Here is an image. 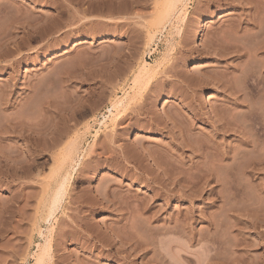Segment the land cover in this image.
Wrapping results in <instances>:
<instances>
[{
	"label": "rangeland",
	"instance_id": "374dc122",
	"mask_svg": "<svg viewBox=\"0 0 264 264\" xmlns=\"http://www.w3.org/2000/svg\"><path fill=\"white\" fill-rule=\"evenodd\" d=\"M171 12H174L172 17ZM184 16L189 20L187 24L181 21ZM200 18L206 19L205 33L196 45L192 38ZM228 37L240 41L234 42ZM184 38L187 40L184 41ZM262 39L264 0H0V264H37V260H42L44 264H120L117 261L121 257L114 253L126 251L133 238L136 239H133L135 243L140 240L144 245L141 247L142 244L136 243L139 245V250H135L138 253L130 251V260H134V264H144L145 259L151 255L154 257L156 252L164 256L163 261L166 259L171 264H186L183 256L193 258L191 264H203L205 247L210 244L202 240L201 236L207 226L199 219L202 215L199 211H207L206 215L210 213L211 219L215 217L214 220L223 221L227 225L232 224L230 222H233L234 217L241 213V217L243 213L245 217L247 213V219L243 217V221L253 219L263 227L264 175L253 177L249 170L264 158L261 159L263 155L260 156V151L246 145L244 148L241 132L235 130L236 127L233 129L234 125L238 126L244 121L243 117L247 113L245 109L250 103V98L246 100L245 97L244 100L240 97H244V90L240 91L241 87L244 88L240 84L243 75L239 69L244 72L245 68L249 70L259 66L256 68L264 77ZM224 40L225 44H222ZM255 40H258L257 43ZM215 41L221 43H217V46H222L226 52L220 51L222 47L217 48V51ZM232 45L236 48L240 45L243 50L233 49ZM254 47L257 48V54L254 53ZM228 48L233 50L228 52ZM235 49L240 55L235 53ZM209 50L212 56L209 52L207 54ZM247 53L252 56L249 57ZM246 57L247 62L252 63L249 64L250 68L246 65ZM249 59H259V62L256 60L258 65ZM237 64L242 65L237 68L238 72L235 71ZM225 73L227 77L222 75ZM227 86L236 87L237 90H234L240 99L237 95L230 96L234 90H228ZM255 97L252 98L254 102H262ZM237 98L238 105L240 101L241 105L249 102L235 112L232 111L235 108L231 109L234 105L230 103ZM257 103L253 104L256 106ZM195 109L197 112L193 115ZM199 112L205 113V116ZM214 115L223 124L217 126L222 125L223 130L226 129L224 133L217 130L213 133L215 128L209 123L215 120ZM222 120L229 122L226 125ZM181 121L184 122L182 127L189 133L184 128V131L178 128ZM46 123L52 137H59L61 132V136L65 137L56 149L48 148L47 141L51 136H47L48 132L42 128ZM119 133L121 136H118ZM183 133L185 139L177 136ZM112 135L117 136L115 138ZM70 141L75 142L77 153L72 163L74 170L71 172L69 168L71 176L67 182L63 208L49 222H45L47 211L44 209L49 201L46 192L59 172L56 150L62 149V145ZM235 152L243 158L245 156V160L241 158L238 162L240 156ZM234 155L239 157L235 160ZM124 156H128L127 160ZM216 156L220 157L219 162L215 161ZM243 167H247V171L242 170ZM199 170L210 172H206L209 176L203 173L204 183L199 177ZM163 172H166L165 175ZM92 175L95 179H91ZM194 181H199V184L194 185L197 189L201 183L199 190L193 188ZM188 184L191 185L188 189H192L187 192ZM234 186L238 189L234 190ZM184 188L187 189L185 192ZM99 190L101 195L97 193ZM158 190L165 193L166 199ZM85 191L91 192L90 195ZM106 192L110 197L102 195H107ZM154 192L157 197L152 196L156 194ZM179 192L184 194L180 193L183 199L190 201L180 198ZM89 198L95 199L94 202ZM74 199L80 204L74 202ZM96 199L110 204L103 202L104 207L94 205L100 203ZM148 199H152V203ZM142 202L149 203V207L145 205L147 209L144 206L141 208L146 212L139 210ZM86 204L89 206L87 208L93 205L91 208L94 212L84 216L85 226L82 223L81 230L94 232L95 229L94 233L97 232L99 237L92 240L90 246L86 245L83 251L78 242L86 235V231L79 233L75 224L71 226L67 222L70 221L69 215L83 216L78 212L80 207L87 210L84 207ZM226 207L231 208L229 210H232V214H228ZM157 209H161L157 211L161 216L156 212L159 219L151 220L149 213ZM252 210L257 215H251ZM189 211L194 219H191L194 222L191 228L188 226L191 214H186ZM221 213L228 215L224 217ZM179 214L188 216L189 220L182 215V222L189 223L187 228L186 224L177 220ZM181 224L187 229L184 228L185 232L181 230L183 233L180 231ZM136 226H141L142 230ZM110 227L115 232H111ZM246 228L247 231L251 230ZM189 229V232L195 233L194 236L191 237L193 234L190 233V237H187ZM246 230H242L246 233L244 236L254 239L255 232ZM113 235L121 238L120 247L119 240ZM60 236L61 242L57 239ZM126 240L129 242L123 243ZM93 244L98 247L95 252ZM42 246L46 249L43 250L45 255L41 253ZM146 246H149L150 253ZM105 248L109 256L98 252ZM141 250L145 251V255L148 254V258L144 259L145 255L142 257L144 253ZM223 253L230 256L225 251ZM249 253L254 264V258L261 255L262 250H251ZM224 254L220 258L224 259ZM38 255L44 257L38 259ZM161 255L156 254L158 258L154 257L157 258L155 260L158 261ZM223 259L229 264V258Z\"/></svg>",
	"mask_w": 264,
	"mask_h": 264
},
{
	"label": "bare ground",
	"instance_id": "6f19581e",
	"mask_svg": "<svg viewBox=\"0 0 264 264\" xmlns=\"http://www.w3.org/2000/svg\"><path fill=\"white\" fill-rule=\"evenodd\" d=\"M172 1V0H171ZM178 0H176V2H177ZM170 2V1H169ZM174 2V1H173ZM167 2H165V4H166ZM175 3V2H174ZM168 6V5H167ZM170 11V10H169ZM169 11L167 12V14L169 13ZM177 12V11H176ZM172 13V12H171ZM167 14H166V16H167ZM176 14V13H175ZM170 15V14H169ZM169 15H168V17H169ZM172 15H174V12L170 15L171 17H172ZM165 16V17H166ZM171 17H169V18H171ZM163 21V20H162ZM166 21V20H165ZM167 21H168V19H167ZM167 21H166V23H167ZM181 21H183L185 24H187L188 22L187 21H189L188 20V18L186 17V16H184V20H181ZM169 22V21H168ZM170 22H171V20H170ZM180 22V21H179ZM164 25V24H163ZM162 26V25H161ZM187 26V25H186ZM185 26V27H186ZM188 26H189V24H188ZM205 26H206V19H204V18H200L199 19V21H198V23H197V29H196V32L194 33V35H193V38H192V40H193V42L194 43H196V45H197V43L204 37V33H205ZM187 28V27H186ZM189 28V27H188ZM182 30V29H181ZM185 30H187V29H185ZM189 30V29H188ZM179 33V32H178ZM186 33H187V31H186ZM260 33V32H259ZM180 34V33H179ZM183 34H184V31H183ZM262 34V33H261ZM261 34H259V35H261ZM178 36V35H177ZM222 36V35H221ZM256 35H254V37H255ZM182 37V36H181ZM186 38V37H185ZM185 38H184V41H186L185 40ZM224 38V37H223ZM227 38V37H226ZM229 38V40H231L232 41V39L234 40V42L235 41H237L238 39H234V38H230V37H228ZM241 38V37H240ZM246 38V37H245ZM219 39V38H218ZM255 39V38H254ZM256 39H258V38H256ZM181 40V39H180ZM221 40V39H220ZM229 40H227L226 42H228ZM246 40V39H245ZM263 40L264 39H262V42H263ZM238 41H240V40H238ZM256 41V40H255ZM258 41V40H257ZM257 41H256V43H257ZM216 42V41H215ZM220 42V41H219ZM222 42V44H225V43H223V42H225V40L224 41H221ZM234 42H233V44H234ZM243 42H247V41H242V43ZM260 42V41H259ZM217 43L218 42H216L215 43V49H217V48H221V47H218L217 46ZM231 43V42H230ZM241 43V42H240ZM240 43H238V44H240ZM255 43V42H254ZM184 44V43H183ZM219 44V43H218ZM221 44V43H220ZM219 44V45H220ZM221 44V45H222ZM229 44V43H228ZM227 44V45H228ZM232 44V43H231ZM230 44V45H231ZM246 44V43H245ZM195 45V44H194ZM229 45V47H231ZM236 45H237V43H236ZM247 45H248V43H247ZM251 45H252V43H251ZM260 45V44H259ZM184 46H185V44H184ZM217 46V47H216ZM233 46V45H232ZM242 46H243V44H242ZM242 46H240L239 45V48H238V46H237V48L235 47V45L233 46V49H234V47L238 50V51H240L241 49H242ZM250 46V45H249ZM253 46V45H252ZM255 46V45H254ZM264 46V45H263ZM213 47V46H212ZM228 47V46H227ZM246 47V46H245ZM245 47H243L245 50H247ZM258 47V46H257ZM226 48V47H225ZM232 48V47H231ZM255 48V47H254ZM261 48V45H260V47H258V49H260ZM214 49V48H213ZM213 49H211V50H213ZM214 49V52L213 53H215V56H216V50ZM223 49V50H222ZM222 49H220V51H222V53H223V51H225L224 50V48L222 47ZM233 49H231V50H233ZM236 49H235V51H236ZM253 49V48H252ZM256 49V50H255ZM254 50V53H256V52H258L257 51V48H255ZM229 48L227 49V51L229 52V51H231ZM243 50V49H242ZM217 51H219L218 49H217ZM238 51H236L235 53L236 54H238V55H240V53L238 52ZM262 52H264L263 50H261ZM261 51H259L260 53H261ZM187 52V51H186ZM211 54V52H210V50L209 51H207V54L209 55V53ZM226 52V51H225ZM224 52V53H225ZM227 52V53H228ZM233 52V51H232ZM238 52V53H237ZM246 52V51H245ZM247 52H249V50H247ZM251 52V51H250ZM185 53V52H184ZM218 53H220V52H218ZM222 53H220V55L222 54ZM254 53L252 52L251 54H253V56H254ZM190 54V53H189ZM192 54V53H191ZM190 54V55H191ZM204 54H206V52L204 53ZM206 54V55H207ZM233 54H234V52H233ZM248 54V53H247ZM246 54V55H247ZM249 55V57H251L252 55ZM257 54V53H256ZM263 54V53H262ZM214 55V54H213ZM225 55V54H224ZM237 55V56H238ZM184 56H186V55H184ZM211 56H212V54H211ZM210 56V57H211ZM256 56V55H255ZM254 56V57H255ZM182 57V56H181ZM187 57V56H186ZM214 57V56H213ZM217 58V57H216ZM239 58V57H238ZM240 58H243V57H240ZM239 58V59H240ZM247 58V57H246ZM253 58V57H252ZM256 58V57H255ZM262 58V57H261ZM260 58V59H261ZM251 59H249V61H250ZM257 60V59H256ZM256 60H251V61H254V63H255V65L259 62L258 60V62L256 61ZM263 60H264V57H263ZM248 61V58L246 59V62ZM236 62V61H235ZM240 62V61H239ZM261 62V61H260ZM262 63V62H261ZM252 64L251 62H247L246 63V65H247V67L248 68H250L251 66L250 65ZM249 65V66H248ZM255 65H253L252 67H254ZM258 65V64H257ZM264 65V64H263ZM237 67L235 68V69H233V70H235V71H237V68L239 69V66H238V64L236 65ZM242 66V65H241ZM240 66V67H241ZM244 66V65H243ZM260 66H262V65H260ZM256 67H259V66H255L254 68L255 69H249V70H245L246 68L245 67H243V71L244 72H242L241 71V69H239V71H240V74L241 75H243L242 77H243V80H242V82H241V79H242V77L240 78V84L243 86V88L244 89H242V87H241V89H240V91L241 90H244V97H243V95L241 96L240 95V97H242V99H246V100H249V98H250V103H249V105H247V107H246V109H245V111L247 112L246 114H245V112H244V114H245V118L243 117V119H244V121L242 120V123L240 124V125H238V126H236V125H234L233 126V129H235L234 127H236V129L235 130H238V131H240L241 133H240V135L243 137L241 140L243 141L242 142V144L244 145H242L244 148H245V145L248 147V146H250V147H252V149H254V150H257V151H260L261 152V154H260V156L261 155H263V157L261 158V159H263L264 158V77L262 76V73L256 68ZM264 67V66H263ZM212 68H214V67H212ZM220 69V68H219ZM213 70V69H212ZM227 70V69H226ZM225 70V71H226ZM232 70V71H233ZM238 72V71H237ZM213 73V72H212ZM211 73V74H212ZM215 74V73H214ZM222 75H227L226 73L225 74H222ZM240 75V76H241ZM220 76V75H219ZM222 77V76H221ZM227 77V76H226ZM223 79H225V78H223ZM219 81H221L220 80V78H219ZM217 82H218V79H217ZM229 82V81H228ZM227 82V83H228ZM219 83V82H218ZM222 84L224 83V81L223 82H221ZM215 84V83H214ZM213 83H212V85H214ZM222 84H220V85H222ZM219 85V84H218ZM227 85V84H226ZM231 85V84H230ZM236 85V87H237V84H235ZM240 85V86H241ZM190 86V85H189ZM232 86V85H231ZM216 87V86H215ZM228 87V86H227ZM235 87V88H236ZM190 88V87H189ZM225 88V87H224ZM235 88H229L228 87V90L229 89H235ZM239 88V87H238ZM227 89V88H226ZM225 89V90H226ZM224 90V91H225ZM232 90V91H233ZM235 90H237V89H235ZM235 90H234V92H231V94H229L230 96L232 95L233 97L234 96H238V94L237 93H235ZM191 92H193V91H191ZM229 92V91H228ZM242 92V91H241ZM230 93V92H229ZM226 94H227V92H226ZM228 96V95H227ZM255 96H257L258 98H259V100L260 101H262V102H258L257 103V101L256 102H254L253 101V97L254 98H256ZM239 97V96H238ZM240 97H239V99H240ZM246 97V98H245ZM232 98V97H231ZM252 99V100H251ZM257 100V99H256ZM258 100V101H259ZM222 101H224L223 99H222ZM240 101V100H239ZM231 102L232 103H230V104H233L234 105V107H232L231 109H234V110H232V111H237L236 109L237 108H239V107H241V106H244V105H246L249 101H247V102H245L244 103V105L242 104L241 105V101L239 102V104L240 105H238L237 103H238V98L236 99V100H234V102L231 100ZM223 103V102H222ZM225 103V102H224ZM253 103H257V105L256 106H258L257 108H256V106L253 104ZM231 106V105H230ZM225 107V106H224ZM226 108V107H225ZM222 109V108H221ZM231 109H230V111H231ZM241 109V108H240ZM193 110V109H192ZM197 112V110L195 109L194 111H193V115H194V112ZM199 111V110H198ZM201 111V110H200ZM218 111V110H217ZM220 111H225V110H220ZM228 111H229V109H228ZM231 111V112H232ZM226 112V111H225ZM230 112V113H231ZM200 113V112H199ZM202 113V112H201ZM200 113V114H201ZM229 113V112H228ZM203 114V116H205L204 114L205 113H202ZM216 114V113H215ZM241 114V113H240ZM196 115H199V114H196ZM221 115V116H220ZM219 116H220V118H222V112H221V114H220ZM242 115V114H241ZM217 116V115H216ZM215 115H214V118L216 117ZM224 116V115H223ZM226 117H227V115H225ZM196 117H198V116H196ZM207 117V116H206ZM213 117V116H212ZM218 117V116H217ZM226 117H223L224 119L226 118ZM200 118H201V116H200ZM200 118H198V120H200ZM193 119V118H192ZM202 119H204V117L202 118ZM201 119V120H202ZM206 119V118H205ZM211 119V118H210ZM209 119V120H210ZM228 119V118H227ZM125 120V119H124ZM196 120H197V118H196ZM195 120V121H196ZM207 120V119H206ZM212 120V119H211ZM229 120V119H228ZM226 121V120H222V122L223 123H225L226 124V122L228 123L229 121ZM126 121V120H125ZM172 121H174V120H172ZM194 121V122H195ZM219 121V118H215V120H212V122L211 123H209V125H211V127L214 129L215 128V130H213V133H214V131H215V133H216V130L219 132V133H224V131L226 130H223V124L222 123H220V122H218ZM239 121H241V120H239ZM179 122V121H178ZM182 122L183 121H181V127H179V124H178V128H180L181 130H183L184 131V127H182L183 126V124H182ZM193 121H192V123H194ZM201 122V121H200ZM203 122H204V120H203ZM206 122V121H205ZM209 121H207V123H208ZM218 122V123H217ZM230 122H232V121H230ZM175 123H177V121L175 122ZM184 123V122H183ZM191 123V125H193ZM222 124V125H219V126H217V124ZM234 123H235V121H234ZM43 124V123H42ZM231 124H233V123H231ZM44 125V124H43ZM46 126H41L42 128H44L43 130L46 132H48L49 130H48V125H47V123L45 124ZM172 125H173V123H172ZM195 125V124H194ZM227 125V124H226ZM49 126H51V125H49ZM177 126V125H176ZM176 126H173V127H175L176 128ZM225 126V125H224ZM228 126H229V124H228ZM228 126H226L227 127V129H229L228 128ZM52 127V126H51ZM172 127V126H171ZM186 127H187V125H186ZM194 127V126H193ZM223 127V128H222ZM182 128H184V129H182ZM232 127H230V129H231ZM240 128H243L242 130L240 129ZM122 129H124V128H122ZM180 129H176V130H180ZM186 130V129H185ZM191 130H193V129H191ZM235 130H233V131H235ZM245 130V131H244ZM170 131V130H169ZM187 132H188V130H186ZM185 131V132H186ZM231 131V130H230ZM44 132V133H45ZM46 132V133H47ZM50 132V131H49ZM48 132V135L47 136H51V137H48V138H51L50 140H49V142L47 141V145H48V143H49V147L48 148H55L56 149V147H59L60 146V142L61 141H63V139L62 138H65L63 135L61 136V133H60V136L59 137H52L53 136V134H51V133H49ZM115 132V131H114ZM123 132V131H122ZM191 132V131H190ZM193 132V131H192ZM39 133V132H38ZM64 133V132H63ZM116 133V132H115ZM114 133V134H115ZM121 133V132H120ZM118 134V136L120 135L121 136V134ZM124 133V132H123ZM170 133V132H169ZM174 133V132H173ZM189 133V132H188ZM200 134H201V132H199ZM214 133V134H215ZM234 133H236V132H234ZM238 133V132H237ZM37 134V133H36ZM179 134V133H178ZM177 134V136H179V137H182L183 135H184V133L183 134H181V135H178ZM193 134V133H192ZM191 134V135H192ZM213 134V135H214ZM226 134V133H225ZM59 135V134H58ZM171 135V134H170ZM173 135V134H172ZM171 135V136H172ZM190 135V136H191ZM216 135H219L218 133L216 134ZM223 135V134H222ZM39 136V135H38ZM112 136H115V138H116V136L117 135H112ZM174 137V136H173ZM184 137V136H183ZM186 137V136H185ZM185 137H184V139H185ZM189 137V136H188ZM176 138H178V137H176ZM176 140V139H175ZM190 140V139H189ZM117 141V140H116ZM180 141V140H179ZM178 141V142H179ZM187 141V140H186ZM176 142V141H175ZM183 143V142H182ZM185 143V142H184ZM180 144V143H179ZM187 144V143H186ZM182 146V145H181ZM62 149H58V150H56L57 151V157H58V161H59V172H58V176H57V178L55 179V181L50 185V187H48V191L46 192L47 193V195H48V199H49V204H48V202H47V207H46V209H44V210H46L47 211V214L45 215L46 217L44 218V221L45 222H49L52 218H53V216L55 215V213H57V211L59 210V209H62L63 208V206H62V203H63V201H64V197H65V195L67 194V188H66V186H67V182L69 181V177L71 176V174H70V172H69V168H70V171L72 172L73 170H74V167L72 166L73 164L72 163H74V159L76 158L75 156V153H77V151H76V146H75V142H72V141H70V143H65L64 145H62ZM211 147V146H210ZM210 147H208V148H210ZM206 148V147H205ZM204 148V149H205ZM78 149V148H77ZM122 149H124V148H122ZM121 149V150H122ZM50 150H52V149H50ZM125 151V149L123 150V152ZM245 151V150H244ZM123 152L122 151H120V153H122V155H123ZM143 152V151H142ZM145 152H146V150H145ZM236 152H237V150H236ZM234 153V154H239V156H240V159L236 156V155H234L236 158H235V160L237 159V161L239 162V161H241V158H243L241 155H240V153H242V151H240V153ZM124 153H126V151L124 152ZM147 153H148V151H147ZM227 153V152H226ZM243 153H245V152H243ZM259 153V152H258ZM143 154V153H142ZM149 154V153H148ZM222 154V153H221ZM125 155V154H124ZM128 155H130V154H128ZM145 155V154H144ZM222 155H224V154H222ZM222 155H219L220 157L222 156ZM149 156H151L150 154H149ZM218 156V157H219ZM126 156H124V159L125 160H127V157L125 158ZM217 157V156H216ZM217 157V158H218ZM220 157L217 159H215V161L216 162H219L220 161ZM123 158V157H122ZM224 157H222V159H223ZM227 158V156L225 155V158L224 159H226ZM234 157H232V159H233ZM244 158H245V156H244ZM243 158V159H244ZM123 159V160H124ZM132 159V158H131ZM134 159V158H133ZM132 159V160H133ZM151 159H154V158H152L151 157ZM223 159V160H224ZM122 160V161H123ZM245 160V159H244ZM237 161H236V163H237ZM262 161V160H261ZM124 162V161H123ZM127 162V161H126ZM155 162V161H154ZM235 162V161H234ZM260 162V161H259ZM235 163V164H236ZM96 164V163H95ZM214 164V163H213ZM213 164H211L212 166H213ZM238 164V163H237ZM244 164H246L245 163V161H244ZM233 165V164H232ZM232 165H230V166H232ZM243 165V164H242ZM255 166L253 167V165H252V168H251V170H249L250 169V167L251 166H249V168H248V170L250 171V174L253 176H260V175H264V160L262 161V162H260L257 166H256V164H254ZM75 166V165H74ZM243 166H245V165H243ZM246 166H248L247 164H246ZM208 167V166H207ZM227 167H229V166H227ZM245 168V169H244ZM246 168L247 167H243L242 168V170H245V171H247L246 170ZM72 169V170H71ZM208 169V168H207ZM210 169H212V168H210ZM230 169V168H229ZM204 170V169H203ZM209 170V169H208ZM200 171V170H199ZM209 171H211V170H209ZM209 171H205V173L206 172H208V173H210ZM214 172V171H213ZM165 173L166 172H163V174L165 175ZM201 173V175L199 176L200 177V179L202 178V175H203V171H200L199 172V174ZM204 173V174H205ZM208 173H206L207 174V176H209L208 175ZM228 174V173H227ZM230 174V173H229ZM132 175V174H131ZM214 175V174H213ZM247 175H248V173H247ZM207 176H206V178H207ZM229 176V175H228ZM232 176V175H231ZM253 176V177H254ZM163 177V176H162ZM204 177V176H203ZM214 177V176H213ZM157 178V177H156ZM156 178H154V179H156ZM212 178V177H211ZM91 179H95V176H93L92 175V178ZM153 179V178H152ZM159 179H160V177H159ZM163 179V178H162ZM178 179V178H177ZM203 179L204 178H202V180H201V182H203ZM54 180V179H53ZM161 180V179H160ZM181 180V179H180ZM199 180V179H198ZM81 181V180H80ZM91 181V180H90ZM163 180H161V182H162ZM179 181V180H178ZM200 181V180H199ZM198 181V182H199ZM210 181V180H209ZM213 181V180H212ZM214 181H216L215 179H214ZM217 181H219V180H217ZM229 181L231 182L232 180L231 179H229ZM82 182H83V180H82ZM81 182V183H82ZM153 182H155V181H153ZM156 182H157V180H156ZM155 182V183H156ZM160 182V183H161ZM176 182V181H175ZM195 182V184H192L193 185V188H196V187H194V185H197V184H199L198 182H196V181H194ZM206 182H207V180H206ZM224 182V181H223ZM230 182H228V183H230ZM178 183V182H177ZM179 183H181V182H179ZM188 183V182H187ZM186 183V184H187ZM189 183H190V181H189ZM197 183V184H196ZM204 183V182H203ZM209 183H211V181L209 182ZM220 183V186H221V182H219ZM154 184V183H153ZM162 184V183H161ZM164 184V183H163ZM174 184V183H173ZM215 184H217V183H215ZM223 184V183H222ZM225 184H227V183H225ZM181 185V184H180ZM189 185L190 184H188V186H187V189L188 188H190L189 187ZM208 185V184H207ZM219 185V184H218ZM228 185V184H227ZM232 185V184H231ZM241 185V184H240ZM161 186V185H160ZM165 186V185H164ZM178 186H179V184H178ZM185 186V187H186ZM191 186V185H190ZM200 186H201V183H200ZM199 186V187H200ZM233 186V185H232ZM109 187V186H108ZM158 187V186H157ZM181 187V186H180ZM184 186H183V184H182V188H183ZM199 187H198V189L196 188V190H199ZM202 187V186H201ZM222 187V186H221ZM225 187H227V186H225ZM230 187V186H229ZM236 189H234V190H237L238 188V185H237V187L236 186H234ZM240 187V186H239ZM155 188V187H154ZM166 188H167V186H166ZM223 188H224V186H223ZM232 188V187H231ZM161 189V188H160ZM165 189V188H164ZM186 188H184V190L183 189H181V190H183L184 192H185V190H187ZM191 189H192V187H191ZM191 189H188L187 190V192L189 191V190H191ZM226 189V188H225ZM227 189H228V187H227ZM83 190H85V189H83ZM106 190V189H105ZM157 190V189H156ZM162 190V189H161ZM173 190V189H172ZM175 190V189H174ZM194 191H195V189H193ZM201 190L202 189H200V192H201ZM211 191H212V189H210ZM214 190V189H213ZM224 190V189H223ZM90 191V190H89ZM93 191V190H92ZM104 191V190H103ZM166 192H167V190H165ZM178 191V190H177ZM182 191V192H183ZM210 191V193H212ZM228 191H230V189H228ZM231 191L233 192V190L231 189ZM97 191H95V193H96ZM158 192H159V190H158ZM162 193H163V197H164V192L163 191H161ZM161 192H159V193H161ZM173 192V191H172ZM175 192V191H174ZM182 192H179V194L180 193H182ZM186 192V193H187ZM192 191H190V193H191ZM197 192V191H196ZM199 192V191H198ZM225 192V191H224ZM232 192H230L231 194V196H232ZM45 193V192H44ZM85 193H88V192H86L85 191ZM90 193L91 192H89L88 194L90 195ZM98 193V195H101L100 193V190H99V192H97ZM97 193H96V195H97ZM104 194H105V191L103 192ZM102 193V195L104 196V197H108L109 195H108V193L106 192V194L107 195H104ZM114 193V192H113ZM113 193H111L112 194V196L111 197H113ZM156 192H154V194H155ZM171 193V192H170ZM178 193V192H177ZM223 193V192H222ZM226 193V192H225ZM84 194V193H83ZM87 194V195H88ZM110 194V193H109ZM167 195H168V193H166ZM183 194V193H182ZM193 194V193H192ZM196 193L194 192V196L196 197V195H195ZM229 194V193H228ZM69 195V194H68ZM94 195V194H93ZM115 195V194H114ZM173 195H174V193H173ZM175 195H177L176 193H175ZM102 196V197H103ZM117 196V195H116ZM152 196H155V197H157V193L155 194V195H152ZM166 196V195H165ZM183 196H184V194H183ZM221 196H224V194L222 195L221 194ZM71 197V196H70ZM90 197V196H89ZM92 197V196H91ZM98 197H100V196H98ZM110 197V196H109ZM158 197H159V194H158ZM180 198H182L183 199V197H181V194H180V196H179ZM189 197H191V196H188V198ZM194 197V198H195ZM94 198V197H93ZM153 198V197H152ZM165 198V197H164ZM171 198V197H170ZM221 198V197H220ZM47 199V200H48ZM91 198H89V200H90ZM102 199H105V198H102ZM106 199H108V198H106ZM113 200L115 199V197H113L112 198ZM117 199V198H116ZM157 199V198H156ZM161 199V198H160ZM166 199V198H165ZM191 200H192V197L190 198ZM216 199H217V197H216ZM225 199H227V198H225ZM230 199V198H229ZM228 199V204H229V200ZM65 200H66V198H65ZM91 200H93V199H91ZM95 200V199H94ZM94 200L92 201V203L94 202ZM97 200V199H96ZM112 200V201H113ZM117 200H119V198L117 199ZM121 200V199H120ZM183 200H188V201H190L189 199H183ZM193 200H195V199H193ZM221 200V199H220ZM224 200V199H223ZM75 201H77L78 203H79V201L77 200V199H74V202ZM98 201V200H97ZM100 201V203H94V205H97L98 206V204H100V205H102L103 206V202L104 203H106V204H110L107 200V202H105V201H103L102 202V200L100 199L99 200ZM98 201V202H99ZM123 201V200H122ZM144 201H146V200H144ZM148 202L149 201H151V202H149V203H152V199H148L147 200ZM96 202V201H95ZM113 202H116V200L115 201H113ZM148 202H146L145 204L142 202V205H140L141 207H140V209L139 210H141L142 211V206H144L146 209H147V207H149L148 206ZM141 203V202H140ZM214 203V202H213ZM45 204V203H44ZM68 204V203H67ZM74 204H76V203H74ZM80 204V203H79ZM82 204V203H81ZM84 204V203H83ZM89 205H90V203H88ZM88 204H86L84 207L87 209V210H84L82 207H77V208H79V212L78 213H80L81 215L83 214V216H81V217H77L76 215H74L73 214V216L71 215H69V220L70 221H68L67 222V224L69 223L70 225L71 224H75V226L74 227H76L77 226V228H79V231L76 229V228H74V229H76L79 233H82L83 231H86V230H81V227H82V223H83V225L85 226V221L86 220H84L83 218H84V216H86V215H88L90 212L92 213V211L94 210V209H92L91 208V206H93V205H91L90 206V208H87L86 206H88ZM114 204V203H113ZM215 204V203H214ZM224 204V203H223ZM39 205V204H38ZM65 205V204H64ZM99 205V206H100ZM147 207H146V206ZM231 205V204H230ZM68 205H66V207H67ZM154 206V205H153ZM214 206V205H213ZM226 206H227V204H226ZM39 207V206H38ZM89 207V206H88ZM101 207V206H100ZM104 207V206H103ZM108 207V206H107ZM155 207V206H154ZM232 207V206H231ZM76 208V209H77ZM96 208V207H95ZM106 208V207H105ZM104 208V209H105ZM196 208V207H195ZM222 208V207H221ZM223 208H225V206L223 207ZM228 207H226V209H227ZM233 209L235 208V207H232ZM67 209V208H66ZM75 209V208H74ZM153 209V208H152ZM152 209H150V211L152 210ZM194 209V208H193ZM229 209H231V208H229ZM229 209H227L228 210V214L229 213H231V211L232 210H229ZM73 210V209H72ZM138 210V211H139ZM144 210V209H143ZM159 209H157V210H155V212H151V213H149L150 215H151V220H152V218H154V219H156L157 218V216H158V214L157 213H159L160 212V210H159V212H157ZM195 210V209H194ZM205 210V209H204ZM223 210V209H222ZM221 210V211H222ZM235 210H236V208H235ZM244 210V209H243ZM140 211V212H141ZM224 211H226V210H224ZM234 211V210H233ZM253 211L254 210H252V212H250V213H252L251 215H253L254 213L256 214V212H254L253 213ZM94 212V211H93ZM96 212V211H95ZM142 212H146V210H144V211H142ZM149 212V211H148ZM157 212V213H156ZM199 212H201L202 213V215H201V218H199V219H201V221L204 223V224H206V226H207V229H206V231H205V233L203 234V236H201L200 238L205 242V243H208V244H210V245H207L206 247H205V252H206V256H205V259H204V261H202V263L203 264H223V263H225L227 260V258H229V264H252L253 263V260L251 259L252 257L249 255L250 253L249 252H251V250H258V249H260V250H262V253H261V255H256L257 257L256 258H254L255 260H254V264H264V225H263V227L261 226V223H260V225H259V223L258 222H256L255 220L254 221H252L253 219H251L249 216H248V218L249 219H251V220H247V221H249V222H246V221H243V215H244V213H243V215H242V217H241V212H240V210H239V212L241 213L240 215H238V214H236V215H238V216H236V217H234L235 215H232L233 217H234V220H232L233 222H230V223H232L231 225L229 224V225H227V223L225 224V223H223V221H216V220H214V218H213V213L211 214L212 215V218L213 219H211L210 217V213H209V216H207L206 215V212H203V211H199ZM198 212V213H199ZM247 212H249V210H247ZM75 213H77V212H75ZM84 213H86L85 215H84ZM90 213V214H91ZM182 213H185V212H182ZM193 213H194V211H193ZM200 213V214H201ZM257 213H258V211H257ZM64 214V213H63ZM156 214H157V216H156ZM186 214H188V216H189V214H191L190 215V224L189 223H183L182 221H184V220H182L184 217V219H186V216L184 215V214H182V215H184V217L182 216V215H180L182 218L181 219H179L180 218V216H177L176 218H177V220H180L181 222H182V224H186V228L189 226H191V223H194L191 219H193V218H191V217H193L192 215V212L190 213V211L189 212H187ZM199 214V215H200ZM208 214V213H207ZM222 214V213H221ZM220 214V215H221ZM228 214H225V216H224V214H222L224 217H226ZM232 214V213H231ZM246 214L247 213H245V217L244 218H246ZM254 214V215H255ZM159 215H160V213H159ZM198 215V216H199ZM219 215V214H218ZM219 215V216H220ZM248 215V214H247ZM253 215V216H254ZM257 215V214H256ZM78 216H79V214H78ZM161 216V215H160ZM188 216H187V220H189L188 219ZM205 216H207V217H205ZM217 216V215H216ZM232 216H231V218H232ZM252 216V217H253ZM87 217V216H86ZM91 217V216H90ZM179 217V218H178ZM218 217V216H217ZM256 217V216H255ZM195 218V217H194ZM230 218V217H229ZM66 219V218H65ZM88 219H90L89 217H88ZM92 219V218H91ZM159 218H157V220H158ZM222 219H224L223 217H222ZM221 219V220H222ZM247 219V218H246ZM176 220V222L178 223V221ZM187 220H186V222H187ZM194 220V219H193ZM220 220V219H219ZM166 221V220H165ZM179 221V222H180ZM228 220H227V218H226V222H227ZM61 222H63V221H61ZM87 222H88V220H87ZM87 222H86V224H87ZM90 222V221H89ZM88 222V223H89ZM154 222V221H153ZM155 222H158V221H155ZM196 222V221H195ZM180 224V223H179ZM181 224V227H180V231L181 230H185L186 228L184 227V225H182ZM189 224V225H188ZM188 225V226H187ZM226 225V226H225ZM72 226V225H71ZM89 226H90V224H89ZM92 226H93V224H92ZM180 226V225H179ZM178 226V227H179ZM67 227V226H66ZM94 227V226H93ZM98 227V226H97ZM134 227H135V225H134ZM141 226H139V228H140ZM177 227V228H178ZM192 227V226H191ZM190 227V228H191ZM246 227H249L252 231H254L255 232V238L254 239H250L249 237L247 238L246 237V235L244 236V234H246L245 232L243 233V231L242 230H246L247 228ZM69 229H70V226L68 227ZM111 228V227H110ZM132 229H133V227H131ZM136 228H138L137 226H136ZM136 228L134 229V230H136ZM138 228V229H139ZM185 228V229H184ZM194 228V227H193ZM246 228V229H245ZM248 228V229H249ZM262 230H261V229ZM73 229V230H74ZM83 229V228H82ZM91 229H93V228H91ZM67 230V229H66ZM88 230V229H87ZM89 230H90V228H89ZM94 230V232L96 231L95 229H93ZM112 230H113V228H111V232H112ZM140 230H142L141 228H140ZM177 230V229H176ZM187 230V229H186ZM191 230H195V229H191ZM251 230H248V231H251ZM71 231V230H70ZM82 231V232H81ZM92 231V230H91ZM87 232L86 231V235L84 234L83 235V237H82V239L80 238V240H79V242H78V245L80 246V248H81V250L83 249V248H86V245H88L89 244V246H90V243L92 242V240L94 241V239L96 240L99 236H97V232L96 233H94V232ZM105 231V230H104ZM114 231V230H113ZM190 231V229L186 232L187 234L186 235H188L187 237H192V236H194L195 235V233L193 234V232H189ZM247 230H246V232H248ZM76 232V231H75ZM98 232H100V230H98ZM115 232V231H114ZM113 232V233H114ZM134 232V231H133ZM137 232V231H136ZM145 232V231H144ZM185 232V231H184ZM189 232V233H188ZM64 232L62 231V234H63ZM68 233H69V231H68ZM101 233V232H100ZM132 233V232H131ZM181 233H183L182 231H181ZM193 234V235H190L189 236V234ZM67 234V233H66ZM102 234V233H101ZM115 234V233H114ZM117 234V233H116ZM128 234V233H127ZM133 234V233H132ZM136 234V233H135ZM179 234H180V232H179ZM231 234H234L232 237H231ZM42 235V234H41ZM65 235V234H64ZM64 235L62 236V237H64ZM69 235H71V234H69ZM129 235V234H128ZM183 235V234H182ZM59 236V235H58ZM72 236V235H71ZM113 236H115V235H113ZM118 236V235H117ZM134 236V235H133ZM251 236V235H250ZM61 236L60 237H58L57 239H59V238H62ZM73 237V236H72ZM76 237H78V236H76ZM136 237V236H135ZM68 238H69V236H68ZM115 238H116V236H115ZM125 238V237H124ZM129 239V240H131L132 238L131 237H126V239ZM194 238V237H193ZM64 239V238H63ZM62 239V240H63ZM73 239H75V238H73ZM103 239H105V238H103ZM116 239H118L119 240V242H118V246H119V244H120V242L122 243V241H120V239L117 237ZM133 239H135V238H133ZM132 239V240H133ZM191 239V238H190ZM190 239H188V240H190ZM60 240V239H59ZM72 240V239H71ZM78 240V239H77ZM125 240V239H124ZM132 240L129 242L128 240H126V241H124L123 243H125L126 242V244L129 242L130 244H128V249H126V251H123V250H121V251H117V252H115L114 254L115 255H118V256H120L121 257V259L119 258L118 259V261L117 262H119L120 264H134L135 262H133L132 260H130V258H131V255H130V251H132V252H134V253H138V252H136V251H138L139 250V245L138 244H136V243H140V244H142V246L141 247H144V245H143V241L141 242L140 240V242L138 241V242H136L135 243V241L134 242H132ZM136 240V239H135ZM192 240V239H191ZM190 240V241H191ZM128 241V242H127ZM149 241V240H148ZM59 242H61V240L59 241ZM76 242V241H75ZM97 242V241H96ZM95 242V243H96ZM99 242V241H98ZM108 242V241H107ZM144 242H146V241H144ZM94 243V242H93ZM105 243V242H104ZM104 243H99V244H104ZM150 243V242H149ZM60 244V243H59ZM66 244V243H65ZM116 244V243H115ZM145 244V243H144ZM146 244H148L147 242H146ZM95 244H93V246H94ZM97 245H98V243H97ZM108 245V244H107ZM121 245V244H120ZM123 246L125 245V244H122ZM130 245V246H129ZM149 245V244H148ZM151 245V244H150ZM45 246V245H44ZM64 246V245H63ZM92 246V247H93ZM99 246V245H98ZM105 246V245H104ZM46 247V246H45ZM99 247H103L102 245H100ZM106 248H107V246H105ZM120 247V246H119ZM126 247H127V245H126ZM146 247H148L147 248V250H148V253H150L151 251H149V246H146ZM42 248V250H41V253H42V255H45V253H44V251L43 250H46L45 248H43V246L41 247ZM79 248V249H80ZM89 248V247H88ZM106 248H105V250L103 251H98V252H102L101 254L102 255H104V254H109V252L108 251H106ZM98 249V247L95 245L94 247H93V252H95V250H97ZM102 249V248H101ZM137 249V250H136ZM40 250V249H39ZM90 250V249H89ZM110 250V249H109ZM136 250V251H135ZM143 250V249H142ZM141 250V251H142ZM145 250V249H144ZM185 250V249H184ZM43 251V252H42ZM83 251H84V249H83ZM111 251V250H110ZM140 251V252H141ZM146 251V250H145ZM144 251V252H145ZM188 251V250H187ZM186 251V252H187ZM225 251V253L226 254H229L230 256L228 257L227 255H225L223 252ZM228 251V252H227ZM46 252V251H45ZM97 252V251H96ZM143 252V251H142ZM143 252V253H144ZM154 252V254H155V251H153ZM185 251H184V253H186ZM257 252V251H256ZM40 253V254H41ZM190 253V252H189ZM189 253H188V255H189ZM221 253H223L224 255H225V257H227V258H225L224 257V259L222 258L223 256V254H221ZM260 253V252H259ZM88 254V253H87ZM154 254H153V256H154ZM156 254H158V256H160L161 254H159V253H157L156 252ZM156 254H155V256L154 257H157L156 256ZM257 254V253H256ZM42 255H38L37 256V258L38 259H42L43 257H42ZM47 255V254H46ZM113 254H111V256H112ZM142 255V257L145 255V253L144 254H141ZM148 254L146 253V255H145V257H144V259L145 258H148V259H145L146 261H145V263L144 264H165L164 263V261L167 263V264H171V262L170 263H168L167 261H166V259H164V261H163V258H164V256H162L161 258H159V259H161L160 261H159V259H158V261L157 260H155V259H157V258H154V257H152V255L151 256H148V257H146ZM220 255L222 256L221 258L223 259V260H226L225 262L224 261H222V259L220 258ZM255 255V254H254ZM96 256H97V254H96ZM107 256H109V255H107ZM130 256V257H129ZM182 256V255H181ZM190 256V255H189ZM98 257V256H97ZM101 257V256H100ZM37 258H36V260H37ZM94 258V257H93ZM96 258V257H95ZM116 258V257H115ZM84 259V258H83ZM87 259V258H86ZM92 259V258H91ZM133 259V258H132ZM191 259H193V258H189L188 256H186V257H184L183 256V260L186 262V264H191ZM93 260V259H92ZM44 261H46V258H45V260ZM90 261V260H89ZM161 261H163V262H161ZM195 261V260H194ZM198 262H201V261H198ZM36 263L37 264H44V262L42 261V260H37L36 261ZM195 263H197V261L195 262ZM227 263V262H226ZM85 264H87V262L85 263ZM93 264H95V263H93ZM193 264V263H192ZM228 264V263H227Z\"/></svg>",
	"mask_w": 264,
	"mask_h": 264
}]
</instances>
